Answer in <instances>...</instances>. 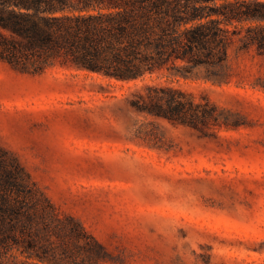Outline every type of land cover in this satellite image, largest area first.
<instances>
[{
	"label": "rangeland",
	"instance_id": "obj_1",
	"mask_svg": "<svg viewBox=\"0 0 264 264\" xmlns=\"http://www.w3.org/2000/svg\"><path fill=\"white\" fill-rule=\"evenodd\" d=\"M225 65L227 78L207 77L204 66L180 77L209 91L220 112L206 149L183 129L135 111L130 83L94 94L63 83L85 72L36 75L0 61V158L25 179V210L38 229L34 242L13 248L18 258L264 261V57L233 46ZM250 204L255 217L245 220L241 208Z\"/></svg>",
	"mask_w": 264,
	"mask_h": 264
},
{
	"label": "trees",
	"instance_id": "obj_2",
	"mask_svg": "<svg viewBox=\"0 0 264 264\" xmlns=\"http://www.w3.org/2000/svg\"><path fill=\"white\" fill-rule=\"evenodd\" d=\"M233 46L264 57V0H0V61L36 75L85 72L63 83L94 94L114 82L130 83L135 111L183 129L206 149L218 136L220 112L209 91L180 77L201 66L209 78L229 77L225 64ZM26 185L0 158V264H30L13 251L38 234L25 210ZM241 210L245 220L255 217L252 204ZM204 263L264 261L206 256Z\"/></svg>",
	"mask_w": 264,
	"mask_h": 264
}]
</instances>
